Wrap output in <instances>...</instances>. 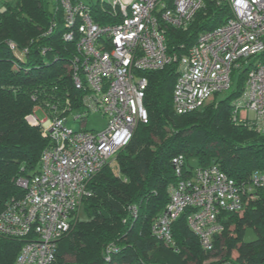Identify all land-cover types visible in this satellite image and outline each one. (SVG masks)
Here are the masks:
<instances>
[{
	"label": "trees",
	"instance_id": "trees-1",
	"mask_svg": "<svg viewBox=\"0 0 264 264\" xmlns=\"http://www.w3.org/2000/svg\"><path fill=\"white\" fill-rule=\"evenodd\" d=\"M91 10L100 24L115 19L111 2L91 4ZM231 16L226 0H203L188 27L168 26V53L187 52L202 32ZM55 22L58 26L49 33ZM66 30L62 10L51 0L5 2L0 10V212L23 197L25 189L17 180L40 171L43 151L51 145L41 125L29 121L34 108L56 118L82 105L85 90L75 85L72 66L79 52L75 40L63 38ZM178 67L179 61L173 60L145 72L148 120L137 125L129 144L117 152V170L107 163L90 180L85 218H72L53 264H264L261 186L254 187L242 215H220L224 230L215 236L212 250H205L189 227L190 208L172 225L175 245L151 231L179 179L174 156L183 154L189 168L217 164L247 184L256 171L264 172V133L233 120V102L242 94L247 67L237 74L227 97L183 114L173 107ZM249 226L257 237L246 241ZM26 238L0 233V264H15ZM113 246L118 250H111L107 260Z\"/></svg>",
	"mask_w": 264,
	"mask_h": 264
},
{
	"label": "built area",
	"instance_id": "built-area-1",
	"mask_svg": "<svg viewBox=\"0 0 264 264\" xmlns=\"http://www.w3.org/2000/svg\"><path fill=\"white\" fill-rule=\"evenodd\" d=\"M51 1L63 13L67 27L63 38L75 40L79 52L72 66L75 85L85 90L75 118L81 125L77 129L68 125L66 116L72 110L56 118L44 112L42 119L37 107L29 115L51 145L43 151L40 171L17 180L25 189L23 197L0 212V233L27 236L15 264L54 263L59 239L92 194L90 180L129 144L137 125L148 120L145 72L179 61L173 107L183 114L201 109L232 88L237 74L247 67L244 89L233 102V120L264 133V0H226L232 16L202 32L181 55L168 53L167 28L188 27L203 0H114L115 19L104 24L82 0ZM57 26L53 23L49 33ZM91 113L106 117V126L89 129ZM173 165L179 179L170 187L166 208L151 225L152 233L168 245H175L174 221L190 208L189 227L203 248L212 250L215 236L224 230L220 215L243 211L254 187H264L262 171L247 184L217 164L189 168L183 154L173 157ZM111 250L118 248L107 250V260Z\"/></svg>",
	"mask_w": 264,
	"mask_h": 264
},
{
	"label": "rangeland",
	"instance_id": "rangeland-1",
	"mask_svg": "<svg viewBox=\"0 0 264 264\" xmlns=\"http://www.w3.org/2000/svg\"><path fill=\"white\" fill-rule=\"evenodd\" d=\"M8 1H11V3L12 2H15L16 0H8ZM83 2H85L86 4H98L99 3V5H102V4H104V2H108V3H110V2H113L114 0H82ZM53 3V2H52ZM2 0H0V9L2 8ZM234 88L235 87H233V88H230V89H227V90H225V91H223V92H221L220 94H218L217 96H216V99L217 100H219V99H223V98H225V97H227L233 90H234ZM215 99H213L212 101H214ZM212 101H210L209 103H211ZM36 108H34V110H35ZM80 111H81V108H75V109H73L72 111H70L68 114H67V116H66V119H67V123H68V125L69 126H71V127H73V128H75V129H77V128H79L80 127V125H81V123H80V121H76V117L78 116V114L80 113ZM45 111H43V109L42 108H39L38 110H37V114L39 115V117L40 118H42V119H45L46 118V116H45V113H44ZM239 113V112H238ZM241 113V112H240ZM30 121V120H29ZM106 121H107V119H106V117H104V116H102V114H100V113H91V115L89 116V118H88V123H87V127L89 128V129H91V128H95V129H101V128H104L105 126H106ZM31 122V121H30ZM116 156L117 155H115L109 162H108V164L110 163L111 165H112V167L115 169V170H117V162L115 161V159H116ZM250 198H251V196L250 197H247V202H249L250 201ZM170 200V199H169ZM244 210H245V208H244ZM244 210L243 211H241V212H237L238 213V215H242L243 213H244ZM162 214V213H161ZM160 216V215H159ZM158 216V217H159ZM83 218H85V213H84V205L82 204V206H81V208H80V211H79V215H78V213H76L75 214V219H83ZM257 237V233H256V231H255V229L252 227V226H249V227H247V229H246V233H245V240L246 241H250V240H253V239H255ZM166 245V244H165ZM166 247H167V245H166ZM237 255V252L236 251H234V256H236ZM214 260V259H213Z\"/></svg>",
	"mask_w": 264,
	"mask_h": 264
},
{
	"label": "crops",
	"instance_id": "crops-1",
	"mask_svg": "<svg viewBox=\"0 0 264 264\" xmlns=\"http://www.w3.org/2000/svg\"><path fill=\"white\" fill-rule=\"evenodd\" d=\"M5 2H11V1H8V0H2V8L0 9V10H2L3 8H4V6H5ZM14 3V2H13Z\"/></svg>",
	"mask_w": 264,
	"mask_h": 264
}]
</instances>
